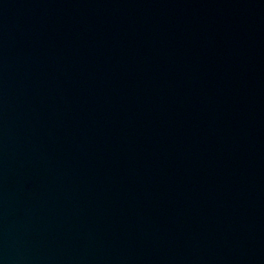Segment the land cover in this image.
Returning a JSON list of instances; mask_svg holds the SVG:
<instances>
[{"label": "water", "instance_id": "95a60500", "mask_svg": "<svg viewBox=\"0 0 264 264\" xmlns=\"http://www.w3.org/2000/svg\"><path fill=\"white\" fill-rule=\"evenodd\" d=\"M0 264H264V0H0Z\"/></svg>", "mask_w": 264, "mask_h": 264}]
</instances>
